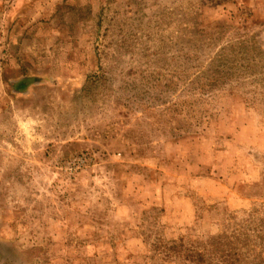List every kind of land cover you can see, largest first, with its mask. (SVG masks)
Wrapping results in <instances>:
<instances>
[{
    "label": "rangeland",
    "instance_id": "374dc122",
    "mask_svg": "<svg viewBox=\"0 0 264 264\" xmlns=\"http://www.w3.org/2000/svg\"><path fill=\"white\" fill-rule=\"evenodd\" d=\"M0 264H264V0H0Z\"/></svg>",
    "mask_w": 264,
    "mask_h": 264
}]
</instances>
